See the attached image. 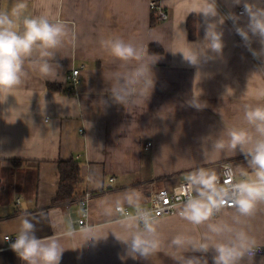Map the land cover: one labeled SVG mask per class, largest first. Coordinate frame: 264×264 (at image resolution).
Returning a JSON list of instances; mask_svg holds the SVG:
<instances>
[{"label":"crops","instance_id":"obj_1","mask_svg":"<svg viewBox=\"0 0 264 264\" xmlns=\"http://www.w3.org/2000/svg\"><path fill=\"white\" fill-rule=\"evenodd\" d=\"M152 1L166 11V21L157 20L150 8ZM15 2L0 0V9L11 8ZM216 2L220 15H241L242 3ZM26 3V14L63 20L69 36L56 52L52 63L59 68L52 76L42 77L29 67L25 82L0 103V264H23L4 238L16 236L25 211L36 223L38 237L56 235L66 249L60 264H176L171 239L181 233L199 239L206 233V225L193 226L181 217L158 219L160 250L148 258L133 259L115 236L127 238L125 219L117 212L104 215L98 202L135 190L142 196L141 207L157 191L177 187L199 168L212 170L218 177L222 164H230L234 171L238 165L246 166L239 150L236 154L215 152L211 144L221 136L227 139L232 128L249 127L244 120L245 105L264 104V98L258 96L264 90V61L253 57L236 34L232 20L225 19L220 26L224 33L222 56L202 64V78L195 80L197 67L188 64L179 52L187 50L183 32L190 43L204 37L202 14L189 13L192 0ZM247 20L242 15L240 26ZM189 21L194 23L193 36ZM109 37H121L156 55L144 59L149 65L157 59L151 66L154 88L146 102L147 91L125 106L109 100L108 89L136 63L110 56L101 44ZM252 47H260L255 39ZM76 69H80V83L73 89L68 76ZM192 98L197 102L199 98L201 107L204 103L207 106L200 110L189 106ZM102 100L108 103L103 105ZM68 160L80 166L81 182L71 201L56 205L58 165ZM87 192L92 195L88 228L105 237L96 241H86L78 226L82 212L79 199ZM123 206L132 213L137 210L126 203ZM236 216L235 209H225L211 222L244 231L254 241L253 247L264 245V204L252 216L240 217L239 222ZM185 255L202 256L212 264L215 251ZM241 264H249L247 256ZM251 264H264V255L252 257Z\"/></svg>","mask_w":264,"mask_h":264},{"label":"clouds","instance_id":"obj_2","mask_svg":"<svg viewBox=\"0 0 264 264\" xmlns=\"http://www.w3.org/2000/svg\"><path fill=\"white\" fill-rule=\"evenodd\" d=\"M193 7L189 13L202 14L204 23L203 40L188 42L186 32L184 39L187 50L179 51L183 59L191 66L197 67L199 80L202 64L222 56L224 43L223 31L220 26L225 19L233 22L235 32L247 50L254 58L264 61V2L262 0H232L234 5L243 4L241 15L229 13L227 17L220 15L216 0H192ZM26 0H16L11 8L0 9V103H4L14 89L21 86L29 76L28 68L42 77H50L59 65L55 62L56 52L66 42L69 36L67 24L60 19L52 20L47 14H26ZM188 13V14H189ZM242 15H246L247 24L240 26ZM219 17L218 19H213ZM258 42L259 49L253 48V41ZM107 52L121 62L135 61V67L125 76L119 78L114 87L108 89L109 100L125 106L137 94L143 96L147 91L145 102L154 88V74L151 64L144 59L150 55L147 48L137 47L121 37H109L101 41ZM175 54V53H174ZM27 65V67H26ZM264 69V68H262ZM228 90V89H227ZM264 98V90L258 93ZM193 98L189 106L198 110L200 106ZM106 105L108 101H101ZM14 109H9L10 112ZM244 120L249 127L232 128L227 131V139L218 137L212 144L215 152L237 150L243 154L246 166H237L236 170L229 169L227 176L231 183L221 184L216 173L212 170L199 168L187 177L186 185L180 191L186 198L180 206L179 216L193 226L206 225V233L199 239L187 234H177L170 241L174 249L172 259L176 264H208L202 256H186L185 253L207 254L215 251L212 264H241L245 256L251 264L254 255V241L242 230H235L223 222H211L218 213L229 203L236 211V220L240 217L252 216L257 207L264 204V104L245 105ZM207 153L204 151V157ZM250 170V171H249ZM237 176L240 178L237 179ZM142 196L132 190L112 199L100 200L99 207L106 216L115 212H123V205L137 209L136 215L126 217L122 223L127 230V238H116L127 246V255L133 259L148 258L161 248V240L157 230L159 223L156 216L149 210L140 208ZM37 227L30 213L20 218L19 229L11 250L23 264H60L63 252L66 250L56 235L38 237ZM230 234L227 239L218 237ZM81 236L86 240L96 241L101 238L95 235V229H81ZM71 235V233H69ZM6 240L10 237H6Z\"/></svg>","mask_w":264,"mask_h":264},{"label":"built area","instance_id":"obj_3","mask_svg":"<svg viewBox=\"0 0 264 264\" xmlns=\"http://www.w3.org/2000/svg\"><path fill=\"white\" fill-rule=\"evenodd\" d=\"M150 8L152 12H154L158 21L164 22L168 19V14L160 5V3L156 1H152L150 3ZM242 12L243 9H241L238 12V14H241ZM79 76H80V69L73 70L72 73L68 76V80L70 82L71 88L76 89V87L80 83ZM71 93H72L71 91H68V95H71ZM148 146H150V144H148ZM229 169H232L234 171L233 167L230 164L221 165L220 175L218 176V179L221 184L232 182L231 177L227 176ZM186 183L187 180L181 182L177 187L173 189L170 190L161 189L157 191L153 195L151 201L148 204L141 206L140 208L151 211L153 215L156 216L157 219H161L164 217H180L179 216L180 206L183 204V201L186 198L185 194L181 192L180 189L182 186L186 185ZM91 198H92L91 193L87 192L79 199V204L82 208V212L78 220V226L80 229L89 227L87 221L89 218V212H90L89 201L91 200ZM225 209H234V208L229 203H226L224 208L221 210V212ZM136 212L137 210L135 211V213H132L129 207L123 206V212H117V213L119 214L120 219H125L126 217L136 215ZM220 213H218L217 216H215V218L218 217ZM6 237H10V239L6 240L5 239ZM5 238H4L5 243L8 245V247H10V244L14 241L15 236H5ZM253 251H254L253 257L263 256L264 245L253 247Z\"/></svg>","mask_w":264,"mask_h":264},{"label":"trees","instance_id":"obj_4","mask_svg":"<svg viewBox=\"0 0 264 264\" xmlns=\"http://www.w3.org/2000/svg\"><path fill=\"white\" fill-rule=\"evenodd\" d=\"M193 24V21H189L188 23L191 36L194 34ZM58 168L60 182L58 193L54 200V204L56 205L71 201L74 197L76 186L81 182V169L75 160L61 161L59 162Z\"/></svg>","mask_w":264,"mask_h":264}]
</instances>
